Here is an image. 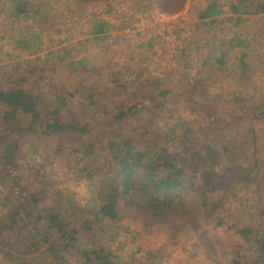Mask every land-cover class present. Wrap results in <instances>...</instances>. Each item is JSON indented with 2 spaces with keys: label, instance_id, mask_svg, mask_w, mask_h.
Instances as JSON below:
<instances>
[{
  "label": "rangeland",
  "instance_id": "1",
  "mask_svg": "<svg viewBox=\"0 0 264 264\" xmlns=\"http://www.w3.org/2000/svg\"><path fill=\"white\" fill-rule=\"evenodd\" d=\"M211 1L223 13L200 21ZM236 2L34 0L48 20L41 26L21 15L11 17L8 4L0 7V85L6 90L19 76H28L27 92L66 102L58 109L84 128L67 130L54 140L45 135L19 141L16 155L22 167L29 168L25 186L45 197L35 206L41 214L54 204L68 215L82 214L94 222L90 238L120 264H253L251 237L264 231V108L252 110L250 101L264 95V12L232 14ZM248 2L246 10L254 11L262 0ZM95 23H105L104 32L92 35ZM53 51L57 53L52 57ZM64 52V62L55 61ZM217 59H222L220 65ZM17 65L19 71L14 72ZM163 91L170 95L161 98ZM129 107H135L137 115L115 140L134 129L140 132L150 111L155 116L149 125L171 134L168 152L179 153L177 139L189 138V147L198 154L177 164L184 166L188 188L174 196L171 206L155 216L123 199L118 219L108 222L95 215L100 175L88 176L92 170L77 167L71 152L76 145L93 146L107 135L94 126L101 111ZM220 112L223 118L246 112L250 121L225 123L222 134L229 152L216 159L211 149L207 162L200 129L209 124V114L217 122ZM9 126L0 121V131H9ZM87 127L90 140L84 133ZM99 155L86 165L102 163L109 171V158ZM7 196L2 189L0 216ZM203 197H210L209 202L222 198L221 208L211 211ZM22 239L0 236V264H49L46 255H23Z\"/></svg>",
  "mask_w": 264,
  "mask_h": 264
},
{
  "label": "trees",
  "instance_id": "2",
  "mask_svg": "<svg viewBox=\"0 0 264 264\" xmlns=\"http://www.w3.org/2000/svg\"><path fill=\"white\" fill-rule=\"evenodd\" d=\"M236 3L242 7V11L238 12L237 4L232 5V14L250 15L264 12V0L257 3V9L254 11L246 10L248 6H251L248 0H238ZM7 4L13 18H18L21 15L27 21H36L39 26L48 21L46 15L41 12L43 6H36L34 0H0L2 10ZM218 6L219 4H216L215 1H211L206 10L199 15L200 21L221 15L223 11ZM239 21L241 20L239 19ZM105 25V23H95V27L90 33L92 35L101 34L104 32ZM89 41L92 40L85 42ZM56 53L53 51L49 55L53 57ZM64 57L65 52L60 59L55 57V61L64 62ZM221 61L222 59H217L215 62L220 65ZM80 63L81 61L78 64ZM19 67L20 65H17L13 71H17ZM29 72H33V69L31 68ZM27 77L19 76L17 81L6 90L0 85V121H5L10 125L9 131L8 128L5 132L0 131V188L8 194L6 210L0 216V236H4V234L23 235L22 246H20L23 250L22 254L25 256L34 253L46 255L49 264H120L117 257L105 252L90 238L94 222L85 219L82 214L79 218L76 217L77 214L74 211L72 215H68L65 209L56 204L52 205L50 209L49 207L44 208V214L35 208L39 200H44L45 197H42V192L39 193L36 190L35 193L26 188L29 168H23L20 157L16 155L19 141H24L27 138H42L45 135L52 136L50 140H54L65 135L67 130L83 132L84 128L83 126L79 127V123L75 119H70L62 110L58 109L66 102L55 98L48 100L43 96L27 92V88H24ZM169 95V91L159 94L161 98H166ZM254 100L250 101L252 110L258 111L264 108V95L258 97L260 101ZM236 102L246 101L237 98ZM92 105H94L93 102ZM101 112L102 115H99L96 120L94 119V126L96 130L107 135L98 142H90L93 146L76 145L75 150L71 152L73 159L78 160L77 167L84 169L86 166L92 170V172L89 171L88 176L100 175L102 179L101 186L97 188L98 204L95 215L108 222L117 220V208L123 199L140 209L152 211L155 216L158 215L160 211L172 205L174 196H178L188 188L186 187L184 166L180 168L177 164L182 163L186 156L187 159L195 158L198 154L197 151L189 147L192 140L179 138L177 139L180 141L179 153L168 152L167 144L171 134L158 132L156 126L149 125L150 122L153 123L155 116L149 111L150 114L143 118L140 132L135 133L134 129L127 132L123 139L117 141L115 139H118L117 137L122 133L120 131L125 128L123 125L131 120V116L136 117L135 107H129L126 110L116 109L113 112ZM213 115V113L209 114L206 118L209 124L204 129H200L204 132L203 140L205 142L203 144H206L207 148L205 154L207 162L213 156L209 151L211 149L217 156L216 159L223 152L226 155L229 152V143L225 142L226 135L222 134L225 123H234L240 120L244 122L242 125H245L247 121H250L246 112L240 116L228 115L226 118H223L220 112V116L216 115L218 118H215L218 120L217 122L212 121ZM87 128L84 133L91 131L90 128ZM200 130L193 132L197 134L200 133ZM241 130L243 129L236 131ZM148 134H151V137ZM86 136L90 140L91 133ZM14 137L18 142H14ZM164 139L166 142L162 143L161 141ZM171 140L175 141L176 139L171 138ZM67 143L70 145V142L67 141ZM67 143L63 144L65 152L69 149ZM231 145L233 144L231 143ZM99 150L101 154H105L109 158V171L106 170L107 167L102 169V163L93 167L86 165L87 163L92 164L93 160L100 156ZM90 158L91 160H89ZM209 200L210 197L201 199L202 203L208 205L211 211L221 208L222 198H217L212 202ZM61 209L62 211H60ZM250 233L252 234L251 231ZM255 235V237H251L253 240L252 251L255 257L253 264H264V231L260 235ZM232 264H241V262L234 260Z\"/></svg>",
  "mask_w": 264,
  "mask_h": 264
}]
</instances>
